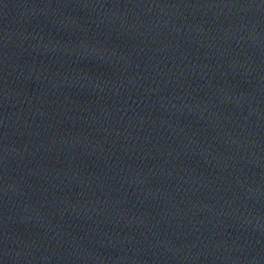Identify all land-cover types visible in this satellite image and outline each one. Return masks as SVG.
<instances>
[{
  "label": "water",
  "instance_id": "water-1",
  "mask_svg": "<svg viewBox=\"0 0 264 264\" xmlns=\"http://www.w3.org/2000/svg\"><path fill=\"white\" fill-rule=\"evenodd\" d=\"M0 264H264V0H0Z\"/></svg>",
  "mask_w": 264,
  "mask_h": 264
}]
</instances>
